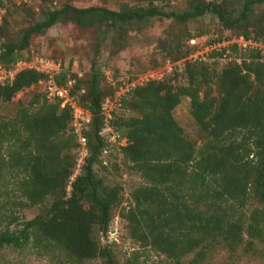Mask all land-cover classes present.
Returning a JSON list of instances; mask_svg holds the SVG:
<instances>
[{
    "label": "trees",
    "instance_id": "16d2710c",
    "mask_svg": "<svg viewBox=\"0 0 264 264\" xmlns=\"http://www.w3.org/2000/svg\"><path fill=\"white\" fill-rule=\"evenodd\" d=\"M237 2L190 0L183 14L152 6L112 11L63 5L44 10L42 20L22 30L14 41L4 38L1 27L6 17L1 16V67L36 55L26 51L31 37L44 34L57 23H73L82 29L109 28L120 37L132 24L152 18L173 19L183 25L209 13L224 30L238 32L210 44L243 37L263 47L243 51L233 44L222 52L212 51L208 55L211 63L188 61L187 51L178 54L174 61L184 60L185 86L168 80L130 84L111 112L108 126L125 140L119 153L143 181L132 190L127 210L118 218L125 222L130 240L173 264H181L190 254L189 264H203L217 247L232 251L245 242V250L253 251L256 244L264 245V0H241L239 8ZM232 51L238 55L246 52L248 59L232 63L228 61ZM224 54L225 61L218 62ZM62 67L58 83L63 84L68 76L71 95L92 115L82 131L88 156L71 180L76 167L71 150L78 147L72 134V110L60 108V101L47 99L44 92L35 111L21 107L12 121L0 123V148L14 145L6 147L7 159L0 155V178L4 166L18 167L25 174L18 189L26 205L52 199L37 216L23 222L19 231H2L0 248L19 249L32 238L79 264L95 259L121 264L112 252L118 245L102 246L95 237L96 232L107 231L113 209L121 204L122 190L119 185L106 186L94 171L102 164L106 147L101 108L109 97L100 88L103 71L94 69L88 86L81 91L79 79L70 78L67 67ZM42 80L35 71L19 72L10 83L0 84V103L10 102ZM183 97L189 99L190 116L205 137L200 146L184 135L174 118ZM249 204L256 207L245 217L242 210ZM122 264L133 262L127 259Z\"/></svg>",
    "mask_w": 264,
    "mask_h": 264
},
{
    "label": "rangeland",
    "instance_id": "374dc122",
    "mask_svg": "<svg viewBox=\"0 0 264 264\" xmlns=\"http://www.w3.org/2000/svg\"><path fill=\"white\" fill-rule=\"evenodd\" d=\"M0 15L6 17L2 24L5 39L14 41L19 33L42 20L41 13L47 9H58L63 5L76 8L101 7L119 11L123 7L157 9L175 14H183L188 10L190 0H2ZM238 0L236 6L239 8ZM260 10L256 8V12ZM238 32L224 30L216 17L205 13L202 17L179 24L173 19L152 18L142 24H132L124 34L117 36L109 28L92 26L79 28L73 23H57L44 34L34 35L26 50L28 54L49 55L67 67L70 78L79 79L81 91L89 83L94 69H101L100 88L108 95L107 109L114 108L118 97L130 84L140 86L149 80L170 81L175 86H185L186 77L183 69L184 60L174 61L178 54L186 51L191 55L203 54L207 45L213 40L229 39ZM201 35V36H199ZM190 41H194L191 44ZM200 57V56H199ZM239 58V59H238ZM230 59V60H229ZM228 61L240 63L248 59V53L240 55L232 51ZM211 63V62H210ZM218 68L220 67L217 64ZM223 65H225L223 63ZM173 75V76H172ZM40 85V84H39ZM32 86L17 93L8 103H0V123L12 121L21 107L29 112L37 109V101L42 100V85ZM53 103V102H51ZM189 99L183 97L174 111V118L183 129L184 135L200 146L204 135L194 123L189 113ZM117 111V110H116ZM120 114V111H117ZM124 115H127L126 113ZM125 144L124 139L117 140L107 157L106 165L95 166L94 171L106 186L121 187V204L113 209L112 216L117 217L127 210L130 193L143 184L139 174L127 164L119 153ZM6 147L0 148V155L7 159ZM71 155L77 159V148H72ZM0 178V233L8 230L17 232L22 223L33 219L49 206V197L41 205L29 206L21 197L18 186L25 174L20 168L4 166ZM77 173V174H76ZM76 175L80 170H76ZM255 204L247 205L242 211L247 217ZM121 241L112 248L113 255L119 263L132 260L133 264H173L165 256L149 247H142L129 239L126 224L119 217ZM100 233H95L99 243ZM101 245V244H100ZM245 242L230 251L217 247L203 264H264V245L256 244V250H245ZM193 254L181 260V264H189ZM0 264H79L59 249L33 242L32 238L22 248L4 246L0 248ZM83 264H103L100 259L86 261Z\"/></svg>",
    "mask_w": 264,
    "mask_h": 264
},
{
    "label": "built area",
    "instance_id": "2783aa9c",
    "mask_svg": "<svg viewBox=\"0 0 264 264\" xmlns=\"http://www.w3.org/2000/svg\"><path fill=\"white\" fill-rule=\"evenodd\" d=\"M1 13V11H0ZM1 22V15H0ZM193 44L194 41H190ZM2 40L0 39V56L2 55L1 48ZM235 44L238 49L241 50H250L254 48L262 49L263 47L259 44H256L250 40H245L243 37L233 38L230 41H224L222 43H211L207 45L206 51L203 54L199 52L193 53L188 56V61H213L208 55L214 52H222V49H226L228 46ZM227 53V52H226ZM200 56V57H199ZM226 54L222 55L221 59L217 61L222 63L225 61ZM31 70L43 76V80L39 83L43 87V92L47 99H56L60 101V108L65 106L69 107L72 110V134L77 138V153L78 157L76 159V167L74 175L71 177V180L76 176V170H81V166L84 163V159L88 156V148L86 144V139L82 135V131L91 123L92 115L89 110L83 109L78 105L77 100L71 95L70 88L72 87V81L69 80L67 76L63 84H59L58 80L63 74V67L60 61H56L48 58L43 54H36L28 59H17L12 65L8 67L0 66V84L10 83L14 77L21 71ZM128 88L124 90V94ZM120 94V95H121ZM119 95V96H120ZM109 100H106L102 104V115L105 117L106 125L102 129L101 135L104 138L106 147L102 151V164L106 165L105 157L112 151V148L116 144L117 140L123 139L120 133L110 126H108V120L111 117L112 109H107V103ZM125 141V140H124ZM76 173V174H75ZM120 226L119 218L114 217L113 220L109 223L108 229L104 234L100 236V243L102 246H115L120 244Z\"/></svg>",
    "mask_w": 264,
    "mask_h": 264
}]
</instances>
